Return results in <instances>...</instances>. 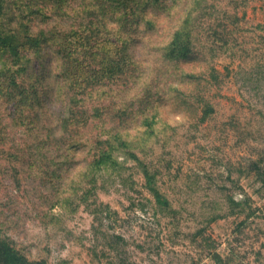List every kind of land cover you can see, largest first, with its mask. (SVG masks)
<instances>
[{"label":"rangeland","instance_id":"obj_1","mask_svg":"<svg viewBox=\"0 0 264 264\" xmlns=\"http://www.w3.org/2000/svg\"><path fill=\"white\" fill-rule=\"evenodd\" d=\"M191 2L182 0L174 18ZM213 4L216 9L207 13ZM191 9L202 15L204 36L194 49L197 62L186 70L200 74L213 65L220 72L219 84L203 79L197 88L212 113L205 115L207 107L192 99V86H184L183 97H163L154 134L137 151L157 171L173 211L158 209L131 161L122 176L100 174L86 196L91 186L79 174L90 156L71 147L77 128L53 134L47 122L27 127L9 119L0 141V237L28 259L217 264L220 255L224 264H264V185L257 173H264V79L258 75L264 66V0H206ZM214 26L225 32L217 51L208 41H214L208 37ZM139 45L147 59L149 44ZM50 56L52 69L58 61ZM57 73L41 89L42 95L53 93L54 102L36 107L39 114L58 110L65 98ZM128 86L121 80L106 88V118L120 121L119 110L135 102ZM53 115L58 117H48ZM82 134L92 135L88 128Z\"/></svg>","mask_w":264,"mask_h":264},{"label":"trees","instance_id":"obj_2","mask_svg":"<svg viewBox=\"0 0 264 264\" xmlns=\"http://www.w3.org/2000/svg\"><path fill=\"white\" fill-rule=\"evenodd\" d=\"M181 2L0 0V141L5 136L3 124L9 119L27 127L47 122L53 134L77 128L72 131L76 136L71 147L90 156L79 174L81 182L91 186L86 196L98 186L100 174L122 176L128 169L126 162L131 161L141 172L158 209L163 213L173 211L159 187L157 171L137 151L154 134L163 97H183L184 86H192V99L207 107L205 115L212 113V105L197 88L203 79L219 84L221 76L213 65L200 74L187 72L186 67L197 62L194 49L204 36L200 29L202 15L198 11V17L194 16L191 8L206 0H192L176 19L172 12ZM211 6L203 9L207 13L216 9V4ZM216 27L209 29L208 36L214 37L213 42L208 39L215 46L213 51L225 42V32H218ZM143 43L151 48L147 59L138 53ZM50 55L58 61L53 70L47 62ZM259 70L258 75L264 79L263 64ZM56 71L59 91L65 92V98L58 110L39 114L36 107L54 102V94L42 95L41 89L48 87L47 79ZM121 80L128 82L135 102L121 108V120L113 121L106 118V88ZM49 112L58 113V117L49 118ZM84 128L90 130L91 137L83 136ZM257 173L264 185V173ZM215 260L224 264L220 255H215ZM0 264L46 262L28 259L0 237Z\"/></svg>","mask_w":264,"mask_h":264}]
</instances>
